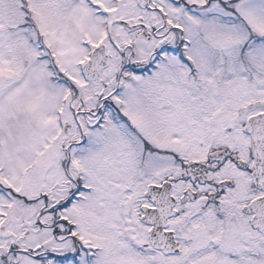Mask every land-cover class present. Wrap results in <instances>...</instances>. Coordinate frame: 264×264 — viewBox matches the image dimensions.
I'll return each instance as SVG.
<instances>
[{
    "label": "snow or ice",
    "instance_id": "obj_1",
    "mask_svg": "<svg viewBox=\"0 0 264 264\" xmlns=\"http://www.w3.org/2000/svg\"><path fill=\"white\" fill-rule=\"evenodd\" d=\"M0 264H264V0H0Z\"/></svg>",
    "mask_w": 264,
    "mask_h": 264
}]
</instances>
